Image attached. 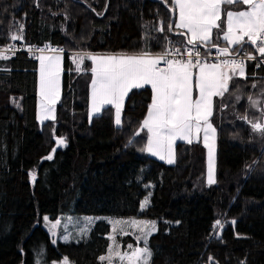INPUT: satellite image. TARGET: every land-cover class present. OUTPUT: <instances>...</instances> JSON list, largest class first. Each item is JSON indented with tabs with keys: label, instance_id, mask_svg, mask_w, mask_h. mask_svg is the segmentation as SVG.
Returning <instances> with one entry per match:
<instances>
[{
	"label": "trees",
	"instance_id": "1",
	"mask_svg": "<svg viewBox=\"0 0 264 264\" xmlns=\"http://www.w3.org/2000/svg\"><path fill=\"white\" fill-rule=\"evenodd\" d=\"M174 8L172 0H0V46L49 43L110 54L182 51L191 46L181 43L187 36L177 35L175 27L167 31L168 23H176ZM64 57L57 120L43 130L37 121L38 61L24 55L0 59V264H37L39 258L52 264L65 257L74 264H103L99 258L107 252L111 230L106 220L83 241L53 245L37 224L43 215L156 221L148 240L151 264H264V137L240 119L261 115L249 97L264 102V62L258 70L249 65L246 77L232 80L216 100L218 177L207 186L203 145L179 143L173 166L141 151L151 88L130 93L121 127L111 108L91 123L90 63L79 72L70 55ZM54 137L66 146L52 153ZM50 153L53 159H44Z\"/></svg>",
	"mask_w": 264,
	"mask_h": 264
},
{
	"label": "snow or ice",
	"instance_id": "2",
	"mask_svg": "<svg viewBox=\"0 0 264 264\" xmlns=\"http://www.w3.org/2000/svg\"><path fill=\"white\" fill-rule=\"evenodd\" d=\"M166 2V0H165ZM175 6L173 12L178 9V21L175 25L168 23L167 31L172 32L173 28L181 29L176 33L180 36H187L186 43L192 45L187 50V59L171 60L164 62L167 67L158 68L161 59L169 55L167 51L160 56L153 57L149 51L127 54H108L96 56L87 54L86 57L78 56L76 61L82 63L85 58L90 59L94 66L90 67L93 74L92 79V104L93 110L99 112L101 107L111 105L115 108L116 126L122 125V108L126 97L133 89H143L150 86L153 93L151 103L148 106L147 117L143 120L142 128L147 129V143L141 151H146L153 156H158L167 163H174L173 146L177 140L193 142V138L203 131L204 146L208 148V182L214 183L212 176L213 169V145L209 144V136L215 135L216 129L210 121L213 115V97L220 96L229 91V81L233 75L244 77V60L226 61L224 64H207L199 59L193 61V57L200 56V44L216 46V41L221 38L234 48L242 49L245 44L254 46L260 56L264 57V0H172ZM246 5L245 10H225L223 5ZM222 14L226 17V29L219 23ZM99 15V13H98ZM19 29H23L20 24ZM216 29L214 34L213 30ZM165 31L163 25L158 29ZM22 36L12 35V40L22 39ZM247 38V39H246ZM14 47V46H13ZM195 49V51H193ZM221 53L230 55V49L223 47ZM57 51H63L62 49ZM176 53H181V48H175ZM237 55L247 56L248 59H255L248 52H237ZM8 57L0 56V59ZM40 79L39 89L41 97V119H55L54 105L60 94V56H39ZM199 68L195 82L196 98L194 99V68ZM229 68L232 75L224 71ZM253 107L261 109V115L256 120H249L245 116L240 119L250 124L252 131L258 132L264 137V102L249 97ZM136 135H139L137 132ZM59 145L66 146L65 141H57ZM133 141L129 140V144ZM56 151L55 147L52 153ZM50 153L44 159H53ZM35 175L33 174V180ZM148 197L142 205L147 207ZM48 220V217H44ZM115 224L122 222L116 221ZM134 226H140L141 235L136 237L137 241L143 240V247H133L128 244L129 252H121L120 245L114 236L109 239L116 245L107 249V255L101 256V261L107 260L112 264L113 258L118 259V264H149L152 251L148 247V238L156 231L155 221H133ZM221 221L216 220L215 225ZM235 224V220L232 221ZM60 221L57 220L52 228L55 229ZM147 229V230H146ZM115 230V229H114ZM123 232L124 230L121 229ZM124 234H127L126 232ZM56 235L55 231L52 233ZM65 241L68 236L63 237ZM53 243L56 241L53 240ZM211 259V258H210ZM55 264V262H53ZM63 264H68V259L63 258Z\"/></svg>",
	"mask_w": 264,
	"mask_h": 264
},
{
	"label": "rangeland",
	"instance_id": "3",
	"mask_svg": "<svg viewBox=\"0 0 264 264\" xmlns=\"http://www.w3.org/2000/svg\"><path fill=\"white\" fill-rule=\"evenodd\" d=\"M223 9L225 10H245L247 8L246 5H242V7H239V8H235L236 5L233 4V5H223L222 6ZM178 21V9H177V17H176V22ZM221 23V25H223L226 29V17L222 14V18H221V21L219 22ZM176 24V23H175ZM180 31H183L181 29H178ZM214 34L216 33V29L213 30ZM247 39V38H246ZM220 40H223L222 38ZM224 41V40H223ZM226 42V41H224ZM228 44V43H227ZM202 45H208L207 43L206 44H202ZM230 49V51H236V50H239L238 48H234L232 45L228 44V46H226ZM68 51V50H67ZM68 52H71V51H68ZM72 52H75L77 53L78 55H74L73 58H71V60L73 61L74 65H75V68L77 71L79 72H82L84 71V65L86 63V61H89L90 63V67L94 66L92 64V61L90 59H87L85 58L83 60L82 63H77L76 61V58L78 56H84V55H80L81 53H84V52H81V51H72ZM89 53V52H87ZM91 55H96V56H105V55H108L110 53H89ZM45 57H48V56H57V55H43ZM60 56V66H61V74H60V94H59V99L57 100L56 104L54 105V116H55V119H47V120H42L41 119V97H40V89H39V79H40V60L37 58V61H38V86H37V121L40 125V129L43 130V128L45 127V125L48 123V122H55L57 120V108H58V105L60 104L61 100H62V95H63V73H64V60H65V57L64 55H59ZM207 64H213V63H207ZM248 64L244 65V68H245V76L248 74ZM224 71L228 72L229 75H232L231 73V70L227 67L223 68ZM89 73L91 74V82H90V86H89V120L90 122L92 123V120L97 117L98 115L102 114L103 111L106 109V108H111L112 111H113V117H114V120H115V108L111 105H105L103 107H101V110L99 112H96L93 110V104H92V87H91V84H92V79L94 78L93 77V74L92 72L90 71V68H89ZM193 72H194V77H193V84H194V96L193 98L195 99L196 98V89H195V82H196V78H197V75L199 73V68H194L193 69ZM234 76V75H233ZM244 77H238V78H244ZM232 80H234L233 78L229 81V88L231 86V82ZM146 87H149L150 86H146ZM134 90H139V89H133L132 91ZM131 91V92H132ZM130 92V93H131ZM130 93L128 94V96L126 97L125 99V102H124V105H123V108H122V114H121V119H122V124H123V114H124V107H125V103H126V100L127 98L129 97ZM226 93V92H225ZM224 93V94H225ZM223 94V95H224ZM217 98H220V96H216V97H213V101H214V108H213V115H214V110H215V103H216V100ZM148 112V111H147ZM213 115L211 116L210 118V121L211 123L213 124V127L216 129V132H215V135L212 136L210 135L209 136V141L208 143L213 145V169H212V176H213V179H214V183H209L208 182V148H206L204 146V140H203V136H204V133L203 131H201L197 136H195L193 138V142L192 143H188L187 141H181V140H177L173 146V152H174V163L172 164H169L167 163V160H161L158 156H153L151 155L150 153L146 152V151H143L144 154H146L147 156H150L152 158H155L163 163H166L168 165H176L177 163V145L179 143H184V144H201L203 145L205 151H206V185L207 186H214L217 184V172H218V130L213 122ZM147 117V115H146ZM115 124V123H114ZM116 126V125H115ZM122 126V125H121ZM121 126H116L117 128L118 127H121ZM143 130L147 133V129H143L141 128L140 131ZM147 143V142H146ZM146 146V145H145ZM144 146V147H145ZM33 174L34 173H31V182L34 183L35 179L33 180ZM145 207H143L144 209ZM44 217H48V220H44L43 218ZM106 220L107 223H109L110 227H111V230H110V233L108 235V239L110 236H114L116 241L118 242V244L120 245V251L123 253V252H129L130 250L127 248V245L128 244H131L133 245V247H143V240H140V241H137L136 237L138 235H141V232H140V226L139 225H133L131 222L133 221H152V220H146V219H140V218H103V217H96V216H74V215H70V216H60L57 220L60 221V224L56 226L55 229L52 228V225L57 221V220H52L49 216L47 215H43L41 216V218H39V221L37 224H41L49 233L50 237H51V241L55 240L56 242L52 244L53 245H56L58 244L59 242H80V241H83L85 240L87 237H88V234L90 232V230L92 229V227L100 220ZM116 221H120L122 223L120 224H115L114 222ZM155 224H156V230H157V222L155 221ZM115 229V230H114ZM121 229H123L124 231L122 232ZM147 230V229H146ZM53 231H55L56 235L53 236L52 233ZM127 233V234H124V233ZM156 232V231H155ZM154 232V233H155ZM153 233V234H154ZM152 234V235H153ZM67 235L68 236V240L65 241L63 239V237ZM151 235V236H152ZM150 236V237H151ZM149 237V238H150ZM148 238V240H149ZM109 247H112L113 250L116 249V245L113 244V241L111 239H109ZM107 255V252L104 256ZM103 264H108L107 260L105 261H102ZM37 264H44L43 261H42V258H39L37 260ZM53 264V263H52ZM55 264H63V259L60 260V261H55ZM68 264H74L72 261H70L68 259ZM112 264H118V259L117 258H113V261H112ZM149 264H151V260L149 261Z\"/></svg>",
	"mask_w": 264,
	"mask_h": 264
},
{
	"label": "built area",
	"instance_id": "4",
	"mask_svg": "<svg viewBox=\"0 0 264 264\" xmlns=\"http://www.w3.org/2000/svg\"><path fill=\"white\" fill-rule=\"evenodd\" d=\"M14 46V47H13ZM62 49L63 51H57ZM192 49V46L187 47L186 49L182 50L181 53L178 55L174 48H167L165 51L170 53L169 55L165 56L161 59L160 63L157 65L158 68L164 69L167 67V64L164 62L166 59L171 60H186L187 57V50ZM163 52H155L151 53L153 57L160 56ZM195 51V49H193ZM237 52H231L230 55H225L220 52L219 48H202L200 47V56L193 57V61L196 62L199 59L203 63H215V64H224L226 61L237 60L240 61L241 59L244 60V65H253L255 70L260 68L261 63L264 62V57L260 56L259 53L251 52L248 48H243L239 50V52H248L255 59H248L247 56L237 55ZM90 53V52H89ZM87 52L81 53L80 55H87ZM24 55L29 60H36L41 55H70V58H73L74 55H78L75 52H68L65 48L52 45L49 43L43 45H32L26 46L20 42H12L5 46H0V56L8 57L7 59H14L17 56Z\"/></svg>",
	"mask_w": 264,
	"mask_h": 264
},
{
	"label": "water",
	"instance_id": "5",
	"mask_svg": "<svg viewBox=\"0 0 264 264\" xmlns=\"http://www.w3.org/2000/svg\"><path fill=\"white\" fill-rule=\"evenodd\" d=\"M191 46H192V45H191ZM206 48H221V47L215 46V47H206ZM222 48H223V47H222ZM60 139H63V138H61V137H54V139H53V141H54V143H55V149H56V151H59V150L65 148V146H63V145H59V144L57 143V141L60 140ZM63 140H64V139H63ZM65 144H66V142H65Z\"/></svg>",
	"mask_w": 264,
	"mask_h": 264
},
{
	"label": "crops",
	"instance_id": "6",
	"mask_svg": "<svg viewBox=\"0 0 264 264\" xmlns=\"http://www.w3.org/2000/svg\"><path fill=\"white\" fill-rule=\"evenodd\" d=\"M224 42V41H223ZM202 44H200L199 46H201ZM226 46H228V44H227V42H224L223 43V45L222 46H218V47H226ZM251 46V45H250ZM234 52V51H233ZM84 57H86V55H84ZM239 76H236V75H234L233 76V79H235V78H238Z\"/></svg>",
	"mask_w": 264,
	"mask_h": 264
}]
</instances>
